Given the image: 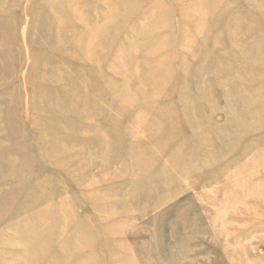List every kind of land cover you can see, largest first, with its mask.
Masks as SVG:
<instances>
[{
    "label": "rangeland",
    "instance_id": "374dc122",
    "mask_svg": "<svg viewBox=\"0 0 264 264\" xmlns=\"http://www.w3.org/2000/svg\"><path fill=\"white\" fill-rule=\"evenodd\" d=\"M0 264H264V0H0Z\"/></svg>",
    "mask_w": 264,
    "mask_h": 264
}]
</instances>
